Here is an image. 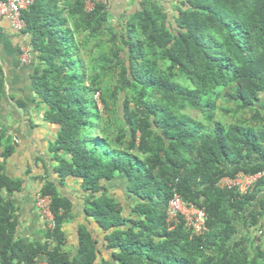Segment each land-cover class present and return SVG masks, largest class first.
<instances>
[{
    "label": "trees",
    "instance_id": "obj_1",
    "mask_svg": "<svg viewBox=\"0 0 264 264\" xmlns=\"http://www.w3.org/2000/svg\"><path fill=\"white\" fill-rule=\"evenodd\" d=\"M72 3L66 13L60 0H35L22 12L32 88L43 120L56 128L48 147L54 179L42 177L39 189L50 197L54 225L36 239L21 233L15 196L24 181L7 170L15 144L0 125V264L40 257L48 264H264V248L250 254L236 239L239 223L256 224L264 212V174L244 195L216 186L223 176L264 172V0H143L121 34L109 29L117 45L95 63L74 34L101 35L109 10ZM109 69L116 81L104 88ZM222 88L237 110L253 112L250 119H216ZM3 91L0 66V101ZM96 93L105 111L112 99L114 124ZM112 182L128 196L126 213L109 192ZM70 183L84 200L74 251L64 231L66 220L77 219L65 194ZM174 189L205 209V235L190 238L181 224L167 229Z\"/></svg>",
    "mask_w": 264,
    "mask_h": 264
},
{
    "label": "crops",
    "instance_id": "obj_2",
    "mask_svg": "<svg viewBox=\"0 0 264 264\" xmlns=\"http://www.w3.org/2000/svg\"><path fill=\"white\" fill-rule=\"evenodd\" d=\"M72 1L73 0H60L61 7L66 9V13L69 12L73 4ZM126 1L106 0L105 5H107L110 13L113 11L111 8L116 7L114 13H116L115 15L118 17L120 11L123 14V10H125L124 7L127 5ZM142 1L143 0H132L133 4L131 9L125 11L123 17H130L136 10L140 9ZM66 6H68V8ZM23 37H25V35L11 29L7 20L0 19V66L4 77V91L2 100L0 101V125L4 126L7 135L12 137V141L15 144V152L7 161V170L10 175L15 176L10 170L14 167V161L16 159L27 160L29 163L25 173L18 175L23 181L25 176L28 177L32 173L41 177L49 175L51 179H54V175L52 174L53 162L50 159L48 147L50 142L56 138V128L43 120V109H41L39 99L31 84V75L35 64L34 57L31 56L27 61L22 60V52L19 43ZM25 38L28 40L27 37ZM31 111L36 112V118H34V114H32ZM38 114L39 116L37 117ZM30 159H34L33 168ZM24 167L25 165L21 166L22 169H24ZM71 184L74 185V193L68 191L66 188L65 194L72 200L75 216H77L81 210L80 207L83 205V192L80 190L78 184ZM41 185L42 184L38 183L36 186L39 187ZM108 188L111 194L116 196V193H120L124 195L125 201H129L125 190H123V187L119 183L112 182L108 184ZM114 188H118L115 193L112 190ZM30 191H32V189ZM21 197L24 199V203L16 199L20 208L23 206V210L21 209L22 211H20L19 215L20 222L23 220H21V216L23 217L24 215L25 217L33 218L36 213L34 212L36 198L34 199V196L29 197L27 193L26 195L21 194ZM78 202H80V205L76 207ZM27 203L29 206L28 210L24 208V204L27 205ZM79 214L80 217H82V212ZM30 232H34L33 227ZM21 233L23 236H26L24 229L21 230Z\"/></svg>",
    "mask_w": 264,
    "mask_h": 264
},
{
    "label": "rangeland",
    "instance_id": "obj_3",
    "mask_svg": "<svg viewBox=\"0 0 264 264\" xmlns=\"http://www.w3.org/2000/svg\"><path fill=\"white\" fill-rule=\"evenodd\" d=\"M126 1V0H125ZM121 2V1H120ZM127 5H125V11H128L131 9L132 7V0H127ZM150 2L152 4L157 3V0H150ZM159 2V0H158ZM113 9V11L110 13L109 11V15H108V20L105 24V28L102 31L101 35L99 36H94L88 33V31L86 30H79V32L77 34H74V36L77 38V40L79 42H81V46L82 49L84 48L88 55L85 57V60L87 61H91V63H95V61L98 59V57L100 56V54L102 52L108 51L111 47H115L114 45H117V43H113L110 35L111 32L109 31V29H113L114 31H119L120 34L121 32H123V30L121 29V27L125 24V20H127L126 17L124 16V12L122 14V12L120 11L118 14L119 16L117 17L114 13L115 8H111ZM172 14H174V12H172ZM119 32H117V34H119ZM104 81L103 87H108V86H113L115 81H116V72L114 71V69L112 70H108L104 75H102L101 78ZM105 85V86H104ZM225 88L221 89L220 95L217 97L216 99V105H217V110H216V114L215 117L217 120H220L221 122H223L224 124L228 125L230 123H234V122H239L242 120H247L250 119V117L252 116V111L250 110H237L236 109V105L234 103H229L225 100V98L223 97V93H224ZM95 100L97 101L98 104V108L99 110L104 113L105 117L108 116V125L110 123L117 122V119H112V117L115 116V114L110 111V109H115L116 107L114 105V103H112V99L108 98V102L110 104V109L108 110H104L103 108V104L99 101L98 99V93L95 94L94 96ZM42 109V107H41ZM227 110V111H224ZM36 111V110H35ZM35 111H31L32 114H34V118L36 112ZM38 112V110H37ZM40 112V110H39ZM185 113L189 114L191 117L197 119V120H201L203 122V114L200 111H196L193 109H188L185 111ZM39 116V114L37 115V117ZM107 120V118H106ZM256 121H253V123L255 124ZM204 125L207 126V128H211V124L210 123H204ZM119 126V123L116 124V128ZM114 128V126H113ZM31 164H32V168L34 167V159H30ZM27 160H19L16 159L13 163V168H11L10 170L15 174V177H19L18 175L20 174H24L26 167L28 166ZM22 165H25L24 169L21 168ZM42 177L38 176V175H34V173L30 174L28 177L25 176L24 177V189L23 192L21 193L22 195H29V197L34 196V199L39 195V187L41 186H36L38 183L42 184ZM35 185V186H34ZM69 185V186H68ZM66 187L68 189V191H71L74 193L73 189H74V185H72L71 183L68 184ZM32 189V191H30ZM115 192H117L118 188H114L112 189ZM21 194H18L17 196H15V199H18L20 201H22L24 203V199L21 197ZM116 197L123 203V205L125 206V213L127 212V208L126 205L128 202H126L124 195H121L120 193H116ZM124 197V198H123ZM75 199V196H74ZM80 202H78V204L76 205V207H78L80 204ZM83 204V203H82ZM81 204V205H82ZM34 212H36L33 216V218H29V217H25L23 215V217L21 216V227L20 229L23 230L25 232V237L26 239H36L39 238L41 236L40 231H42L43 229H45V227H48L49 222L44 218V216L41 214L40 210L38 209V207L36 206V204H34ZM24 208L25 209H29L28 203L27 205L24 204ZM23 210V206H21L20 210L18 211V214L20 215V211ZM257 223L256 224H252L250 222H247L246 225H243V223H239L237 228H238V234L236 236V239H240L241 236L243 237L242 242V246L245 247L250 254H253L255 252V248L257 246H260L262 248H264V212H262L261 214H259L257 216ZM79 222H82V219L80 218V214L77 215V219H70V220H66L64 222V231L66 234V239H67V249L69 251H74L75 250V246H76V226ZM33 227L34 232H30L31 228Z\"/></svg>",
    "mask_w": 264,
    "mask_h": 264
},
{
    "label": "built area",
    "instance_id": "obj_4",
    "mask_svg": "<svg viewBox=\"0 0 264 264\" xmlns=\"http://www.w3.org/2000/svg\"><path fill=\"white\" fill-rule=\"evenodd\" d=\"M35 0H0V19L8 21L11 29L22 33L26 28V22L22 17V12L27 10ZM84 10L91 12L98 4H106V0H83ZM27 37V35H25ZM23 37L19 43L22 52V60L27 61L31 57V45ZM1 130V126H0ZM264 174H246L239 172L234 176H223L218 179L216 186L220 189L234 190L241 195L247 194L254 188L257 180ZM36 206L44 218L49 222L48 227H53V216L50 211V197L48 195H38ZM167 229L172 230L181 224L190 238L200 237L208 232L207 215L205 209L197 206L193 202L186 201L175 189L170 198L166 210ZM34 264H48L40 257Z\"/></svg>",
    "mask_w": 264,
    "mask_h": 264
}]
</instances>
